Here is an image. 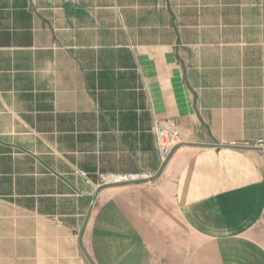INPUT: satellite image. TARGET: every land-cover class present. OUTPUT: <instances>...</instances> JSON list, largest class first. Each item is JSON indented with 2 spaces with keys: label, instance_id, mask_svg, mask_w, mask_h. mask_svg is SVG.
Listing matches in <instances>:
<instances>
[{
  "label": "crops",
  "instance_id": "1",
  "mask_svg": "<svg viewBox=\"0 0 264 264\" xmlns=\"http://www.w3.org/2000/svg\"><path fill=\"white\" fill-rule=\"evenodd\" d=\"M0 264H264V0H0Z\"/></svg>",
  "mask_w": 264,
  "mask_h": 264
},
{
  "label": "built area",
  "instance_id": "2",
  "mask_svg": "<svg viewBox=\"0 0 264 264\" xmlns=\"http://www.w3.org/2000/svg\"><path fill=\"white\" fill-rule=\"evenodd\" d=\"M151 136L154 138L155 151L160 165H163L171 157L174 149L180 144L179 129L175 121L167 120L164 123L157 121L150 127ZM261 143V142H260ZM261 146V144H259ZM153 178L148 173H100L96 184L101 186L129 185L144 183Z\"/></svg>",
  "mask_w": 264,
  "mask_h": 264
}]
</instances>
